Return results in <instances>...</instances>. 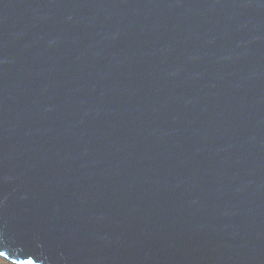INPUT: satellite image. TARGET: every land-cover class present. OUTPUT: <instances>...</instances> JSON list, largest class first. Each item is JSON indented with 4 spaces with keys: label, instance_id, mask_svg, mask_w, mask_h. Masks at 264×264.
<instances>
[{
    "label": "water",
    "instance_id": "obj_1",
    "mask_svg": "<svg viewBox=\"0 0 264 264\" xmlns=\"http://www.w3.org/2000/svg\"><path fill=\"white\" fill-rule=\"evenodd\" d=\"M0 257L264 264V0H0Z\"/></svg>",
    "mask_w": 264,
    "mask_h": 264
},
{
    "label": "rangeland",
    "instance_id": "obj_2",
    "mask_svg": "<svg viewBox=\"0 0 264 264\" xmlns=\"http://www.w3.org/2000/svg\"><path fill=\"white\" fill-rule=\"evenodd\" d=\"M0 264H13V263H11V262H9L8 260H6V259L0 257Z\"/></svg>",
    "mask_w": 264,
    "mask_h": 264
}]
</instances>
